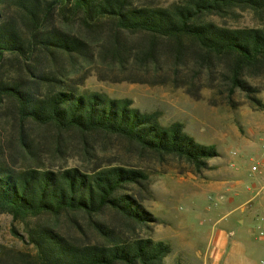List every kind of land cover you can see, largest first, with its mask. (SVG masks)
<instances>
[{
  "label": "trees",
  "instance_id": "obj_1",
  "mask_svg": "<svg viewBox=\"0 0 264 264\" xmlns=\"http://www.w3.org/2000/svg\"><path fill=\"white\" fill-rule=\"evenodd\" d=\"M158 1L0 0V213L34 249L0 245V264H166L146 202L168 172L149 164L202 177L220 157L181 123L82 90L92 73L264 111V26L224 24L263 21L264 0Z\"/></svg>",
  "mask_w": 264,
  "mask_h": 264
},
{
  "label": "rangeland",
  "instance_id": "obj_2",
  "mask_svg": "<svg viewBox=\"0 0 264 264\" xmlns=\"http://www.w3.org/2000/svg\"><path fill=\"white\" fill-rule=\"evenodd\" d=\"M176 0H159L169 6ZM224 24L230 28H260L251 13ZM82 90L106 94L113 99H128L133 108L157 113L163 125L181 123L198 143L215 147L220 157L211 160V171L202 177L181 173L175 163L151 168L168 172L152 174L154 199L147 209L158 220L151 237L169 244L172 253L166 264H264V240L254 235L255 218L264 214L261 198L253 200L248 186L259 188L263 178L249 174L251 160L260 154L264 138V111L254 109L238 96L241 106H213L208 91L203 99L193 100L183 89L127 82L109 83L91 74ZM147 164V163H146ZM253 200V201H252ZM9 215L0 213V245L34 254L12 232ZM16 230L24 236L23 226Z\"/></svg>",
  "mask_w": 264,
  "mask_h": 264
},
{
  "label": "built area",
  "instance_id": "obj_3",
  "mask_svg": "<svg viewBox=\"0 0 264 264\" xmlns=\"http://www.w3.org/2000/svg\"><path fill=\"white\" fill-rule=\"evenodd\" d=\"M259 151L258 157L251 160L249 174L253 178L264 179V138L260 141ZM247 189L253 193V200L261 198L264 202V183L257 189L253 188V186H248ZM254 224L255 237L264 240V214L258 215Z\"/></svg>",
  "mask_w": 264,
  "mask_h": 264
}]
</instances>
